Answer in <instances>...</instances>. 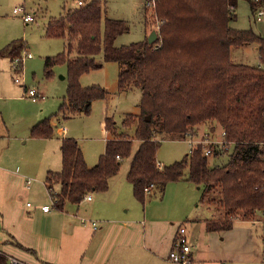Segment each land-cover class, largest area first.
<instances>
[{
	"label": "trees",
	"instance_id": "obj_1",
	"mask_svg": "<svg viewBox=\"0 0 264 264\" xmlns=\"http://www.w3.org/2000/svg\"><path fill=\"white\" fill-rule=\"evenodd\" d=\"M250 3L254 12L259 4ZM237 6L238 0H157V41L119 47L116 39L130 30L129 25L103 17L101 0L84 2L59 18H50L46 35L63 38L65 48L45 58V75L52 76L55 66L66 64L69 77L60 114L67 118L88 113L94 100L106 98L105 88L80 83L82 75L102 68L100 54L105 62L120 64L121 91L139 88L142 93L134 130L140 146L133 156V138L118 133L112 118L106 119L105 129L115 135L106 141L105 152L92 167L77 139H62V169L46 178L50 191L52 182L61 186L54 194L57 209L67 202L79 204L89 193L107 191L121 159L131 156L127 180L142 204L152 184L161 195L173 182L203 187L202 202L223 214L206 220L209 232L231 230L237 220L254 221L264 211V68L232 59V49L256 44L264 63V37L231 27ZM24 46L23 40H14L0 50V57L13 61ZM124 123L128 130L129 123ZM206 123L226 132L233 148L226 165L211 167L203 145L181 161L163 167L158 163L161 139L157 136L186 139L196 136ZM53 133L51 118L31 129L34 138H51ZM0 264H7L5 254L0 253Z\"/></svg>",
	"mask_w": 264,
	"mask_h": 264
},
{
	"label": "rangeland",
	"instance_id": "obj_2",
	"mask_svg": "<svg viewBox=\"0 0 264 264\" xmlns=\"http://www.w3.org/2000/svg\"><path fill=\"white\" fill-rule=\"evenodd\" d=\"M78 1L0 0V50L14 40H23L25 46L22 57L27 53H31L33 56L23 61L19 72L14 70L10 59L0 57V129L10 136L9 139L0 138V153L2 147L7 149V144L6 153L25 150L21 162L23 170L25 168L33 170L48 152L51 154L53 163H57L59 156L57 155L59 153L57 144L63 137L60 133L62 127L67 128L64 136L73 137L79 141L85 159L87 163H92L91 166H94L105 152V139H111L115 135L105 129L107 118L114 120L118 133L125 132L128 137L133 138L132 156L140 146V141L135 139L134 130L141 112V90L130 88L121 91L119 89L120 64L105 62L103 54L98 56V61L103 64L102 68L82 75L80 83L82 87L101 86L105 88L108 93L106 98L94 100L88 113L75 114L67 118L59 113L69 84L68 68L66 64L57 65L53 69L52 76L47 77L45 75V58L62 52L65 48V40L48 37L46 27L50 18H59L65 10L77 6ZM83 1L91 2L93 0ZM101 1L103 17L122 20L129 25L130 30L116 39V46L145 42L153 30L158 32L159 21L155 15L156 6L149 8L146 0ZM250 4V0H238L237 18L231 21L230 25L239 30H252L264 37V21L261 23L254 21ZM20 6H23L26 12L31 15L36 12L35 23L26 24L22 18L14 15L13 10ZM232 59L237 63L260 65L264 68L256 44L232 49ZM16 77L20 79L19 83L15 82ZM33 87L38 88L41 92V97L37 100H32L25 94L24 88ZM47 118H51L54 129L53 137H32L33 125L35 126ZM124 122L129 123L128 130L125 128ZM197 133L196 136H193L197 141L215 137L218 139L221 137V128L217 124L206 123L198 128ZM156 138L161 139L157 159L162 166L181 161L191 151V144L177 135L166 134ZM55 151L56 155H54ZM232 151V146L229 147V151L215 147L216 154L209 156V165L211 167L226 165ZM131 160V156L121 159V168L114 180L126 181ZM186 173H188V169H186ZM52 183L53 189L50 192L54 197L60 188L59 184ZM157 190L159 191L157 186H153L149 190L144 204L140 203L134 195L129 197V203L135 205L140 211L144 210L148 214L166 221L168 235H173L180 224H186L192 237L198 239L202 245L213 248L215 241L214 239L211 241V234L206 231L205 219L209 217L217 219L223 214L217 208L207 206L202 202L204 188L200 187L199 189L196 185L181 181L169 183L163 197L154 196L158 192ZM232 232V239L225 241L227 247L233 244L230 252L241 250L248 255L255 251L257 243L258 249L264 255V211L259 213L254 221L237 220Z\"/></svg>",
	"mask_w": 264,
	"mask_h": 264
},
{
	"label": "crops",
	"instance_id": "obj_3",
	"mask_svg": "<svg viewBox=\"0 0 264 264\" xmlns=\"http://www.w3.org/2000/svg\"><path fill=\"white\" fill-rule=\"evenodd\" d=\"M34 15L37 17L36 12ZM66 132V127L60 129L63 137L57 144V163H53L48 152L33 170H23L21 166L25 150L6 153L8 144L7 149L1 148L0 253L27 264H177L168 260L177 229L168 235L166 221L129 203L134 190L127 179L114 180L115 175L108 190L92 193V200L67 202L62 209L56 208L46 178L50 172L62 169L61 142L68 137L64 136ZM0 138L10 136L0 129ZM87 164L92 167V163ZM164 194L158 191L154 196ZM45 205H51L49 212L43 211ZM211 218L205 219V225ZM180 225L187 229L193 264H263L264 255L257 243L255 251L248 255L241 250L230 252L233 244L227 247L225 241L232 239L234 227L216 232L206 229L211 241H215L212 248L192 237L186 224Z\"/></svg>",
	"mask_w": 264,
	"mask_h": 264
},
{
	"label": "built area",
	"instance_id": "obj_4",
	"mask_svg": "<svg viewBox=\"0 0 264 264\" xmlns=\"http://www.w3.org/2000/svg\"><path fill=\"white\" fill-rule=\"evenodd\" d=\"M253 1L259 4V7L255 9V11L253 12V19L255 22L261 23L264 21V0H253ZM145 2L150 8V7L156 6L157 0H146ZM83 3H84L83 0L78 1V5H82ZM231 8L233 7L231 6ZM13 13L15 16L22 18L26 24H32L36 22V16L34 14L31 15L27 13L26 9L23 6L16 7L13 10ZM32 57L33 56L31 53H27L23 57H22V54L16 57L12 61L14 70L16 72H19L22 67L23 61L25 59H30ZM15 82L19 83L20 79L16 77ZM26 95L32 100H37L38 98L41 97V94L39 93V90L36 87L26 88ZM65 130L66 129H63V131ZM208 133H210L209 130H208ZM185 140H187L189 144H191V151L194 150L198 145H203L206 156H212L216 154L215 147L218 149L219 148L228 149L231 144L230 142L226 140V132L223 130H221V137L218 139L215 137V138H207V139L197 141L192 135H189L188 139H185ZM118 158L120 159L119 156ZM153 186H154L153 184L150 185L148 188H146V191L149 192V190ZM52 199L54 200L53 196H52ZM90 200H92V193L87 194L83 198L82 201H90ZM28 206H31V203H28ZM42 209L44 212H49L51 210V205H45L42 207ZM92 224L95 228L98 227V225L95 222H92ZM263 241H264V237H263ZM168 260H170L173 263H177V264H193L192 245L188 239L187 229L184 225H180L177 228V232L174 237L173 245L169 252ZM7 261L9 264H27L26 262L14 256H7ZM263 264H264V258H263Z\"/></svg>",
	"mask_w": 264,
	"mask_h": 264
},
{
	"label": "water",
	"instance_id": "obj_5",
	"mask_svg": "<svg viewBox=\"0 0 264 264\" xmlns=\"http://www.w3.org/2000/svg\"><path fill=\"white\" fill-rule=\"evenodd\" d=\"M157 39H158V32L156 30H153L148 37V42L150 44H154L157 41ZM147 120H149V118H147Z\"/></svg>",
	"mask_w": 264,
	"mask_h": 264
}]
</instances>
